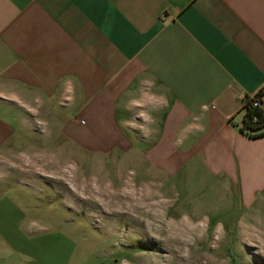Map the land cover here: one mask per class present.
Masks as SVG:
<instances>
[{
    "label": "crops",
    "instance_id": "1",
    "mask_svg": "<svg viewBox=\"0 0 264 264\" xmlns=\"http://www.w3.org/2000/svg\"><path fill=\"white\" fill-rule=\"evenodd\" d=\"M148 76L168 103L145 136L121 121L143 123L124 106ZM263 88L264 0H0V158L55 131L91 154L136 152L168 185H223L250 208L264 202V137L239 128ZM26 172L0 167V264H85L17 198Z\"/></svg>",
    "mask_w": 264,
    "mask_h": 264
},
{
    "label": "rangeland",
    "instance_id": "2",
    "mask_svg": "<svg viewBox=\"0 0 264 264\" xmlns=\"http://www.w3.org/2000/svg\"><path fill=\"white\" fill-rule=\"evenodd\" d=\"M38 134L0 167L29 173L17 198L39 205L44 230L72 238L83 263L264 264V202L244 208L220 184H165L136 152L91 154Z\"/></svg>",
    "mask_w": 264,
    "mask_h": 264
},
{
    "label": "clouds",
    "instance_id": "3",
    "mask_svg": "<svg viewBox=\"0 0 264 264\" xmlns=\"http://www.w3.org/2000/svg\"><path fill=\"white\" fill-rule=\"evenodd\" d=\"M66 90L68 92L73 91L71 82H69V87ZM167 103L168 97L165 90L157 87L156 81L153 77H145L140 80L135 92L128 94V99L124 106V109L129 112L133 111V109H137L135 115L141 119L143 123H137L134 119L126 118H122L121 123L127 128L139 129L145 136H147L152 131V129H149L147 126L156 122L155 117L152 115V110L162 108L166 106ZM193 119L198 121L201 117L195 116ZM187 128L199 130L202 128V125L192 123L187 125Z\"/></svg>",
    "mask_w": 264,
    "mask_h": 264
},
{
    "label": "trees",
    "instance_id": "4",
    "mask_svg": "<svg viewBox=\"0 0 264 264\" xmlns=\"http://www.w3.org/2000/svg\"><path fill=\"white\" fill-rule=\"evenodd\" d=\"M263 92L264 88L257 95L261 97ZM243 112L239 131L252 139L264 137V111L261 107H253L248 100L243 105Z\"/></svg>",
    "mask_w": 264,
    "mask_h": 264
},
{
    "label": "built area",
    "instance_id": "5",
    "mask_svg": "<svg viewBox=\"0 0 264 264\" xmlns=\"http://www.w3.org/2000/svg\"><path fill=\"white\" fill-rule=\"evenodd\" d=\"M248 100L251 101L253 107H260L261 105V97H259L258 95L247 97L245 99V102Z\"/></svg>",
    "mask_w": 264,
    "mask_h": 264
}]
</instances>
